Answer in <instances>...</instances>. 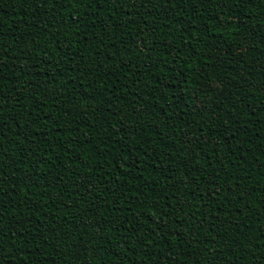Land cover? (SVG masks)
Here are the masks:
<instances>
[{"label":"trees","instance_id":"obj_1","mask_svg":"<svg viewBox=\"0 0 264 264\" xmlns=\"http://www.w3.org/2000/svg\"><path fill=\"white\" fill-rule=\"evenodd\" d=\"M0 264H264V0H0Z\"/></svg>","mask_w":264,"mask_h":264}]
</instances>
